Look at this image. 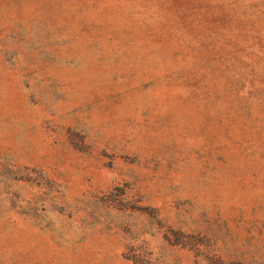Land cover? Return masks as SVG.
I'll return each mask as SVG.
<instances>
[{
	"label": "rangeland",
	"instance_id": "obj_1",
	"mask_svg": "<svg viewBox=\"0 0 264 264\" xmlns=\"http://www.w3.org/2000/svg\"><path fill=\"white\" fill-rule=\"evenodd\" d=\"M0 264H264V0H0Z\"/></svg>",
	"mask_w": 264,
	"mask_h": 264
}]
</instances>
